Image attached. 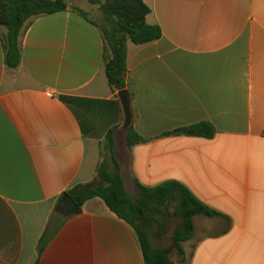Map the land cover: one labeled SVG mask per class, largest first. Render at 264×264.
<instances>
[{"label":"crops","instance_id":"crops-1","mask_svg":"<svg viewBox=\"0 0 264 264\" xmlns=\"http://www.w3.org/2000/svg\"><path fill=\"white\" fill-rule=\"evenodd\" d=\"M143 2L161 37L126 44L131 129L147 140L131 147L104 74L97 5L71 0L87 18L68 9L34 18L15 69L0 40V264H145L135 229L100 198L60 211L111 141L130 196L134 181H177L213 211L193 217L173 264H264V0ZM200 122L213 138L161 136ZM149 238L162 250L172 243Z\"/></svg>","mask_w":264,"mask_h":264},{"label":"trees","instance_id":"trees-1","mask_svg":"<svg viewBox=\"0 0 264 264\" xmlns=\"http://www.w3.org/2000/svg\"><path fill=\"white\" fill-rule=\"evenodd\" d=\"M79 1L98 6L103 25L93 24L100 30L104 42V74L107 83L118 92L127 90V42L143 45L156 41L161 37L159 27L146 24L145 17L149 9L143 0ZM67 9L87 18L86 13L71 4V0H0V28L5 30L0 34V40L5 65L11 69L19 65V39L34 18ZM62 99L66 100L65 97ZM214 134L215 129L210 123L200 122L177 128L161 136L211 139ZM146 141L133 129L127 133L128 147ZM134 185L136 196L132 197L125 189L119 165L112 153L111 141L110 155L105 156L98 164L95 178L88 183L74 186L65 195H68L78 208L91 198H100L111 212L135 229L144 250L145 264H173L168 258L171 250H175L183 260L181 243L190 239L193 234V217H210L213 211L177 181H166L153 187H144L134 181ZM167 222L175 223L170 248L162 250L153 247L149 235L162 238ZM46 232L47 228L40 238L39 252L44 247Z\"/></svg>","mask_w":264,"mask_h":264},{"label":"water","instance_id":"water-1","mask_svg":"<svg viewBox=\"0 0 264 264\" xmlns=\"http://www.w3.org/2000/svg\"><path fill=\"white\" fill-rule=\"evenodd\" d=\"M117 96L119 99L121 112H122V125L120 127V130L123 134V139L126 144L127 133L130 131L132 125L131 101H130L129 93L126 89L119 91L117 93ZM59 204H60V211L65 217H68L71 214L78 211L77 205L71 200V198L68 195H64V197L59 201Z\"/></svg>","mask_w":264,"mask_h":264},{"label":"rangeland","instance_id":"rangeland-1","mask_svg":"<svg viewBox=\"0 0 264 264\" xmlns=\"http://www.w3.org/2000/svg\"><path fill=\"white\" fill-rule=\"evenodd\" d=\"M95 9H96L94 12L95 14L94 13L92 14V18H94L100 25H103V19H102L101 12L97 7ZM83 11L87 12L86 10H83ZM174 228H175L174 222H167L166 223L164 235H163V238L161 239V241L163 242L164 245H168L171 242L170 236H171ZM153 240H154V238H153ZM154 242H156V241H154ZM156 243L159 244L160 241L156 242ZM171 254L174 255L175 251H172Z\"/></svg>","mask_w":264,"mask_h":264}]
</instances>
